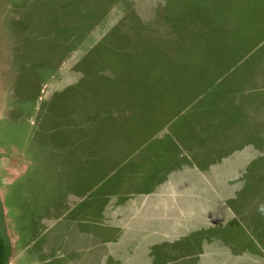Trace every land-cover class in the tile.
<instances>
[{"label":"rangeland","instance_id":"374dc122","mask_svg":"<svg viewBox=\"0 0 264 264\" xmlns=\"http://www.w3.org/2000/svg\"><path fill=\"white\" fill-rule=\"evenodd\" d=\"M251 100L264 0H0V264H264Z\"/></svg>","mask_w":264,"mask_h":264},{"label":"crops","instance_id":"0c3cea01","mask_svg":"<svg viewBox=\"0 0 264 264\" xmlns=\"http://www.w3.org/2000/svg\"><path fill=\"white\" fill-rule=\"evenodd\" d=\"M251 103L252 104L246 105L247 109L245 111V113H246L245 115H242V114L239 115L238 114L239 123L242 122V124L241 125L238 124L236 126L237 130L233 131V132L226 130V132L233 134V142L229 143V142L221 141V138L219 136V139H220L219 145L220 146H224V147H228V145L233 146V148H231V149L237 151L236 153L238 154L237 161L249 163V165H251L255 162H258V163L264 162V125H260V127H259L257 124L258 120L264 118V107H263V110L260 111L261 115H259L257 112L258 104L256 103L254 105V102H252V100H251ZM258 115L261 116L260 119L257 118ZM223 121H224L225 125H227L228 123L229 124L232 123L230 121L227 122L224 119H223ZM241 148L247 150L248 155L241 153V151H240ZM239 156H240V160H239ZM227 158H231V157H227ZM245 158H246V160H243ZM210 193L215 194L214 192H210ZM206 199H208V198L206 197ZM199 218H201V220H203L204 217L199 216ZM212 223H214V222H212ZM217 240H218L217 244H221V245H226V244L233 245V244L238 243V241H236L233 238L228 239V240L227 239H221V240L217 239ZM251 241L255 242L254 240H251ZM212 243H214V242L212 241ZM228 255L229 254L223 252L220 248H218V252H216V253H209V254L206 253V254H203L202 256H200L199 259L197 260V262H198L197 264H227L229 262V260L227 262H225L224 257H226ZM233 260H234V258H233ZM251 260H252V258L250 257V254H249L247 260H241V262L240 261H238V262L234 261V264H250L249 261H251Z\"/></svg>","mask_w":264,"mask_h":264}]
</instances>
